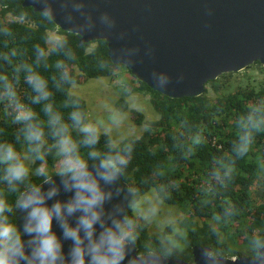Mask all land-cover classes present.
<instances>
[{
    "label": "trees",
    "instance_id": "obj_1",
    "mask_svg": "<svg viewBox=\"0 0 264 264\" xmlns=\"http://www.w3.org/2000/svg\"><path fill=\"white\" fill-rule=\"evenodd\" d=\"M0 3V143L13 144L21 160L25 149L33 159V170L15 184V191L4 179L6 165L0 164V195L13 208L7 214L10 221L16 223V201L23 192L59 175L66 166L59 137L54 134L59 125L52 123L58 115L86 165L94 162L90 157L93 151L101 158L118 155L124 161V180L134 192L124 237L137 245L140 254L159 252L193 261L194 247L209 246L214 256L257 257L261 248H255V241L264 243V87H237L226 94L221 90L229 86L228 81L221 82L219 77L207 84L219 93L216 98L209 96L208 88L198 97L170 98L133 77L125 84L119 108L128 110L126 98L140 92L150 95L160 118L147 120L133 109L135 123L148 126L141 137L115 144L109 134L96 132L97 143L85 145L86 134L80 127L88 121L89 108L83 98L71 92L72 85L90 78L114 77L126 66L112 61L105 40L81 46L79 34L62 30L33 7H24L23 0ZM54 31L63 37L49 47ZM256 65L264 71L260 62ZM35 77L46 82V99L38 98L29 83ZM74 112L82 115L79 123L72 119ZM21 115H30L31 120L17 121ZM28 123L43 132V159L37 158L31 150L34 145L25 138ZM255 124L259 129H253L248 150L240 154V136L246 126ZM40 169L45 174H40ZM153 187L164 201L178 205L186 214L187 230L182 232L180 246L169 238L175 225L152 233L146 220L132 209Z\"/></svg>",
    "mask_w": 264,
    "mask_h": 264
},
{
    "label": "water",
    "instance_id": "obj_2",
    "mask_svg": "<svg viewBox=\"0 0 264 264\" xmlns=\"http://www.w3.org/2000/svg\"><path fill=\"white\" fill-rule=\"evenodd\" d=\"M23 6L46 14L62 30L79 34L81 46L105 40L114 63L128 67L136 79L170 98L201 96L210 81L225 73L241 72L257 62L264 66V0H23ZM94 163L88 164L90 170ZM49 178L61 187L58 198H69L62 176ZM45 181L38 186L46 190ZM101 183L110 195L104 204L105 219L116 218L124 226L134 192L123 170L113 183ZM15 216L22 230L24 213L16 209ZM53 230L61 235L55 220ZM125 245L122 264H264V248L259 250L261 257L234 259L214 256L209 246H196L194 260L187 261L159 252L140 254L135 243ZM70 246L71 241L64 242L66 254Z\"/></svg>",
    "mask_w": 264,
    "mask_h": 264
},
{
    "label": "clouds",
    "instance_id": "obj_3",
    "mask_svg": "<svg viewBox=\"0 0 264 264\" xmlns=\"http://www.w3.org/2000/svg\"><path fill=\"white\" fill-rule=\"evenodd\" d=\"M29 83L39 94L38 98H47V85L41 77L30 79ZM46 111L51 109L46 108ZM72 119L79 123L81 113H72ZM21 120L29 121L31 116H17V121ZM52 123L59 125L54 134L59 137L60 151L66 158V166L60 173L61 186L65 193L71 195L67 199H59L61 187L50 178L45 181L49 184L46 190L42 186H32L22 193L16 201V209L24 213L22 230L8 219L7 214L13 212V208L0 195V264H122L126 247L123 225L116 218H110V222L105 219L104 204L110 195H106L101 182L105 185L113 183L124 161L118 155L101 158L93 151L90 157L95 163L90 170L80 160L67 136V126L60 123L58 115L53 117ZM253 129L258 130L259 125L246 126V131L240 136L237 146L240 154L248 150ZM81 130L86 134L85 145L97 143L94 128L85 126ZM42 137L43 132L38 126L27 124L25 138L34 145L31 150L38 154V159H43L40 152ZM0 164L6 165L4 179L15 191V184L23 182L28 172L13 144L0 143ZM39 173L45 174L43 169ZM54 220L61 229V235L53 230ZM25 235L27 240L23 239ZM65 241H71L67 254ZM255 248H264V243L255 241ZM256 255L261 257L259 251Z\"/></svg>",
    "mask_w": 264,
    "mask_h": 264
},
{
    "label": "rangeland",
    "instance_id": "obj_4",
    "mask_svg": "<svg viewBox=\"0 0 264 264\" xmlns=\"http://www.w3.org/2000/svg\"><path fill=\"white\" fill-rule=\"evenodd\" d=\"M11 19L12 16L8 15L7 20ZM61 37L63 36L57 31L51 32L48 41L49 47H53ZM133 77L128 68L122 67L116 71L114 77L90 78L84 83H74L71 87V92L83 98L89 108L88 121L80 129L85 126H91L98 133L112 136L115 144H121L141 137L148 129V126L146 124H136L132 110L136 109L142 112L147 120L159 119L160 114L152 104L150 95L140 92L130 94L126 98L129 105L128 110L122 111L119 108L118 103L125 90V84ZM220 79L222 80L221 82L228 81L229 86H222L221 90L222 93L226 94L234 91L237 87L253 86L257 89L264 87V71L256 63L232 75L225 73L220 76ZM207 88L210 97L216 98L219 95L212 85H207ZM21 158L27 172L32 171L33 159L26 149L23 151ZM132 209L139 217L146 220L152 233H160L168 225H175L169 238L173 244L176 243L177 246H180L182 243V232L187 230L184 227L186 214L178 205L164 201L156 187L142 195L135 202ZM177 233L178 235L176 236Z\"/></svg>",
    "mask_w": 264,
    "mask_h": 264
},
{
    "label": "built area",
    "instance_id": "obj_5",
    "mask_svg": "<svg viewBox=\"0 0 264 264\" xmlns=\"http://www.w3.org/2000/svg\"><path fill=\"white\" fill-rule=\"evenodd\" d=\"M232 258L236 259V258H237V256H234V257H232Z\"/></svg>",
    "mask_w": 264,
    "mask_h": 264
}]
</instances>
